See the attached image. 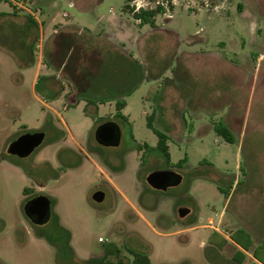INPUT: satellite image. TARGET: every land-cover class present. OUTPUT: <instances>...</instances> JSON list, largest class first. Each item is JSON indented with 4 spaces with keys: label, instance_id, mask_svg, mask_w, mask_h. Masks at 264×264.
Masks as SVG:
<instances>
[{
    "label": "rangeland",
    "instance_id": "rangeland-1",
    "mask_svg": "<svg viewBox=\"0 0 264 264\" xmlns=\"http://www.w3.org/2000/svg\"><path fill=\"white\" fill-rule=\"evenodd\" d=\"M12 2L31 10L41 30L32 62L23 63L20 45L30 29L0 20V264H81L69 248L78 259L90 258L88 264H131L129 248L145 252L151 264H239L227 234L241 224L252 233V248L259 246L264 0H158L164 11L152 23H139L124 0H0V11L14 13ZM39 55L40 72L50 77L59 75L58 61L80 76L98 67L97 58L116 59L130 84L98 108L86 104L91 95L50 96L32 83ZM119 100L126 120L110 116ZM105 119L120 128L117 145L94 138ZM149 122L167 134L170 162L185 159L170 168L180 181L165 190L145 180L168 168ZM219 124L234 142L217 134ZM35 130L45 136L29 155L7 151L19 134ZM96 189L105 194L99 202L91 198ZM33 193L51 199L52 215L41 227L55 243L36 234L23 213ZM210 224L228 238L223 247ZM258 252L264 257L263 247ZM240 264L262 263L249 250Z\"/></svg>",
    "mask_w": 264,
    "mask_h": 264
},
{
    "label": "crops",
    "instance_id": "crops-1",
    "mask_svg": "<svg viewBox=\"0 0 264 264\" xmlns=\"http://www.w3.org/2000/svg\"><path fill=\"white\" fill-rule=\"evenodd\" d=\"M12 5H13V8L15 7L14 13H10L7 11H0V20L5 21V23H9V24L13 23L16 26H19V27L23 26V27H26L27 29H30V30H27L25 32V35L26 36L28 35L27 41L22 40L21 45H20V40H18L19 34H17L15 36L16 40H14V42H18V44L20 45V48L22 47L24 50L23 57H22L24 60L23 63L32 62V60H33V53H32L33 49H32V47L33 46L36 48L40 47V43H39V46H36L35 42L38 41V38H39L38 36L40 34L39 32H40L41 28L38 24V20H37L36 16L34 15V13L31 10L26 8L24 5L23 6H20L18 4L16 5V3H14V2H12ZM19 6L21 8H25L26 11L28 12L26 17H23L16 12V8H20ZM28 15H30V17L32 18L33 21L29 20ZM33 22L35 23V28H34L35 30H32V28L30 26ZM28 27H30V28H28ZM34 31H38V35ZM21 35H23V37H24V32H23V34L21 33ZM8 50H10V52H12V49L8 48ZM27 53L29 54V58L27 56ZM56 62L57 61H55V64H56ZM111 62H113V64L110 63L107 60V58H97V59H95V63H98V67L93 68L92 73H90V74L86 73L85 75L79 76V74L76 72H73V70L69 71L70 69H68V66L65 69V66H66L65 63L58 61L57 67H59L58 68L59 75H56L55 77H50V76L46 75L45 73L40 72L41 66L43 65V60H42V56L39 55L37 65H36V68L34 70L32 83L34 86L42 85L43 90L46 91L50 96L56 97V96H59L61 93H64V94H66V97L70 98V100H76L77 97L84 96L85 94L91 95V97H89L90 99L88 101H90L92 103H89V104H92L95 108H98L99 102L106 101V99H108L110 97H117L118 94H121L122 91L126 87H128L126 85L130 84V80H128V79L125 80V84H124V80H122V75H120L119 68L116 64L117 60L112 59ZM102 64H104L105 66L101 67ZM108 64H110V67H107ZM111 65H113V66H111ZM107 71L108 72L112 71L114 73L115 76H114L113 80H110L108 75H106ZM100 94H102L103 97ZM214 103H215V101H211L210 104L213 105ZM68 106H69V103H67V102L63 103V108H67ZM110 116H113V114ZM109 120H113V119H109ZM44 161H46V160H44ZM208 227L212 229V231L215 233V235H218L221 238H223V237L227 238L222 233L219 232L220 230L218 227H216L212 224L208 225ZM238 228H242L245 231H247L253 240L252 233H251L250 229L247 226L242 225V224H241V226L240 225L234 226L229 231V233L227 234L229 239H230L229 234L231 232H234ZM228 238L226 239L227 241H228ZM230 240H232V239H230ZM220 241H221V239H220ZM225 243H226V241H225ZM234 244L236 245V250L239 249L237 251H241V253H239V254L236 253L235 254L236 256H240L241 254H243L242 252H245V253L248 252L247 250L242 249V247H240L237 243L234 242ZM244 256H245V254H244ZM254 260L256 261V263L257 262L262 263L261 261H258L256 258H254Z\"/></svg>",
    "mask_w": 264,
    "mask_h": 264
},
{
    "label": "water",
    "instance_id": "water-1",
    "mask_svg": "<svg viewBox=\"0 0 264 264\" xmlns=\"http://www.w3.org/2000/svg\"><path fill=\"white\" fill-rule=\"evenodd\" d=\"M44 136L42 130L21 133L8 144L7 151L19 157L27 156L42 143ZM94 138L102 145H117L120 140V128L115 121L106 120L96 126ZM145 180L153 188L165 190L167 186L178 183L180 175L171 169H157L148 172ZM104 195L103 190L96 189L91 198L99 202L103 200ZM50 205L49 197L40 193L28 199L23 205V210L33 222L43 223L49 219ZM186 212L185 208H179L180 215Z\"/></svg>",
    "mask_w": 264,
    "mask_h": 264
},
{
    "label": "trees",
    "instance_id": "trees-1",
    "mask_svg": "<svg viewBox=\"0 0 264 264\" xmlns=\"http://www.w3.org/2000/svg\"><path fill=\"white\" fill-rule=\"evenodd\" d=\"M152 1H156L157 4L155 6H152V7H140L138 9H135L134 8L135 6L130 4V0H124L123 9L125 11H127L129 14H131V16H133L136 20H138L139 23H143V22L152 23L154 21L155 14L157 12H163L164 11L163 10L164 7L162 6V3L158 2V0H152ZM28 18L30 21H33L32 18L30 17V15H28ZM88 103H92V102L87 101L86 104H88ZM124 105H125L124 100L117 101L116 110H115V113L113 114L114 116L120 117L122 120H126V116L121 113V109L124 107ZM149 125L152 126V123L149 122ZM153 130L158 135V141H157V144L155 147H156V149L160 150V152L162 153L163 158L165 160V163L168 165V168H172V167H176V166L180 167L182 165L183 160H185V159L180 160L176 163L170 162V160H169V152H168V145H167V139H168L167 134H165L164 132H162L161 130H159L155 127H153ZM215 131L217 132V134L221 135L225 141L234 142L235 139H234L233 133L227 127V125H225V124L216 125ZM27 192L28 191L25 188L24 193H27ZM50 201H51V199H50ZM37 234L45 236L52 243L54 242L53 239L51 238V236L46 232V230H43V229L37 230ZM229 237L235 243L240 245L243 249H245L247 251L251 250L252 256L264 264V257L260 256V254L258 252V248L260 246L264 248V240L259 244V246L252 248L253 240H252L250 234L242 228H238L234 232H231L229 234ZM225 241H226L225 238H221L220 243L219 244L216 243V246H218V248H221L223 246V244L225 243ZM69 250L71 251V258L74 259V257H75V259L77 261L75 259L74 260L77 263L88 264L91 261L90 258L87 260L86 259H78L74 255L71 248H69ZM129 252L132 254L131 264H151L150 259L145 252L130 249V248H129ZM239 253H241V251L237 252V254H239ZM242 253L243 254H241L239 257L234 255L233 259H235L238 263H241L243 258H244V252H242Z\"/></svg>",
    "mask_w": 264,
    "mask_h": 264
},
{
    "label": "flooded vegetation",
    "instance_id": "flooded-vegetation-1",
    "mask_svg": "<svg viewBox=\"0 0 264 264\" xmlns=\"http://www.w3.org/2000/svg\"><path fill=\"white\" fill-rule=\"evenodd\" d=\"M106 120H109V119H105V121ZM104 122V121H103ZM35 131H38V130H35ZM25 132H34V131H25ZM24 133V132H23ZM20 135V134H19ZM15 139V138H14ZM37 148V147H36ZM11 154V153H10ZM163 169H166V168H163ZM167 169H170V168H167ZM157 170V169H156ZM28 193V192H27ZM37 194H39V193H33V194H31V195H29V196H27L25 199H24V202H23V205L25 204V202L28 200V199H30V198H32L33 196H35V195H37ZM51 206V205H50ZM22 209H23V206H22ZM23 213H24V215H25V217L29 220V222H30V226H31V228H32V230L37 234V230H40V229H43V230H46V228H42L41 226L42 225H44V224H46L47 223V221L49 220H47V221H45V222H43V223H35V222H33L31 219H30V217H28V215L24 212V210H23ZM51 215H52V211H51V209H50V216H49V218L51 217ZM224 238V237H223ZM227 238H225V240H226ZM223 246H224V244H223ZM222 246V247H223ZM240 246V245H239ZM241 247V246H240ZM243 249V248H242ZM237 250H239V249H237ZM237 250H235V252L232 254V257L238 252ZM245 250V249H244ZM244 254H245V252H244ZM237 257H239V256H237ZM244 259V258H243ZM242 262H243V260H242ZM241 262V263H242ZM240 264V263H239Z\"/></svg>",
    "mask_w": 264,
    "mask_h": 264
},
{
    "label": "built area",
    "instance_id": "built-area-1",
    "mask_svg": "<svg viewBox=\"0 0 264 264\" xmlns=\"http://www.w3.org/2000/svg\"><path fill=\"white\" fill-rule=\"evenodd\" d=\"M140 7H143V6L137 5V6H135L134 8H135V9H138V8H140ZM35 43H36V44H35L36 46H39V42H38V41H36ZM99 239L102 240L101 237H99Z\"/></svg>",
    "mask_w": 264,
    "mask_h": 264
}]
</instances>
